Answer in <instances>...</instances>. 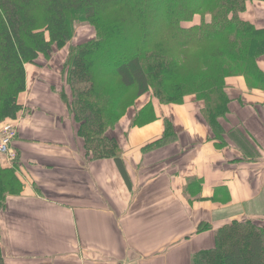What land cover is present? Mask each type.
<instances>
[{
	"label": "crops",
	"instance_id": "1",
	"mask_svg": "<svg viewBox=\"0 0 264 264\" xmlns=\"http://www.w3.org/2000/svg\"><path fill=\"white\" fill-rule=\"evenodd\" d=\"M241 17L264 22V1H248ZM64 53L55 49L42 67L25 64L13 119L23 190L7 196L0 212V264H193L225 225L264 224L263 89L243 76L225 80L221 139L193 95L168 105L137 98L108 132L122 149L127 183L113 158L85 153L58 95ZM256 63L264 72V55ZM148 102L157 118L133 126ZM165 118L173 139L165 138ZM200 224L210 228L197 232Z\"/></svg>",
	"mask_w": 264,
	"mask_h": 264
},
{
	"label": "trees",
	"instance_id": "2",
	"mask_svg": "<svg viewBox=\"0 0 264 264\" xmlns=\"http://www.w3.org/2000/svg\"><path fill=\"white\" fill-rule=\"evenodd\" d=\"M248 1L0 0V125L21 112L25 64L45 66L55 49H65L61 77L68 92L64 84L59 98L78 124L85 153L113 158L127 183L122 149L108 132L144 94L162 105L195 96L221 139L219 119L228 111L226 77L243 76L250 87L264 90V72L256 63L264 55V22L241 17ZM195 15L199 23L186 25ZM82 24L94 37L74 42ZM156 118L148 102L132 125ZM164 122L165 138L173 139L172 123ZM17 166L15 160L0 159V212L7 196L23 190ZM209 228L200 224L197 232ZM192 263L264 264V224L225 225L215 246L195 254Z\"/></svg>",
	"mask_w": 264,
	"mask_h": 264
},
{
	"label": "built area",
	"instance_id": "3",
	"mask_svg": "<svg viewBox=\"0 0 264 264\" xmlns=\"http://www.w3.org/2000/svg\"><path fill=\"white\" fill-rule=\"evenodd\" d=\"M18 125L14 121L5 122L0 127V159L13 161L16 152L13 148V142L17 135Z\"/></svg>",
	"mask_w": 264,
	"mask_h": 264
},
{
	"label": "rangeland",
	"instance_id": "4",
	"mask_svg": "<svg viewBox=\"0 0 264 264\" xmlns=\"http://www.w3.org/2000/svg\"><path fill=\"white\" fill-rule=\"evenodd\" d=\"M195 17H196V19H198L197 23H199L200 16L199 15H195ZM195 17L193 18V20L191 22L186 23V25L197 24L196 20H195ZM75 31H76V38L74 39V42H78L79 43V42H83L85 40H88V39L94 37V33H92L90 26L87 25V24H82V25L76 26V30ZM236 76H240V75H231V76L226 77V79L229 78V77H236ZM185 97H187V96H185ZM185 97H184V99H185Z\"/></svg>",
	"mask_w": 264,
	"mask_h": 264
}]
</instances>
